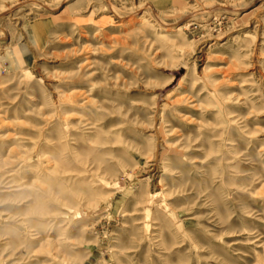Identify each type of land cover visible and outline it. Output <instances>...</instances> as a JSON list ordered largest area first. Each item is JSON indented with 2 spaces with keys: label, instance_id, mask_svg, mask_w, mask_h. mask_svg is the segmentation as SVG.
<instances>
[{
  "label": "rangeland",
  "instance_id": "1",
  "mask_svg": "<svg viewBox=\"0 0 264 264\" xmlns=\"http://www.w3.org/2000/svg\"><path fill=\"white\" fill-rule=\"evenodd\" d=\"M0 264H264V0H0Z\"/></svg>",
  "mask_w": 264,
  "mask_h": 264
}]
</instances>
